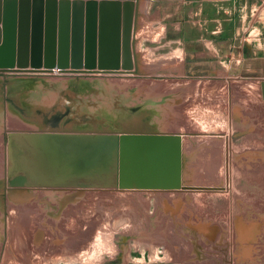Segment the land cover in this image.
<instances>
[{"label": "rangeland", "instance_id": "1", "mask_svg": "<svg viewBox=\"0 0 264 264\" xmlns=\"http://www.w3.org/2000/svg\"><path fill=\"white\" fill-rule=\"evenodd\" d=\"M146 1L131 73L0 75V264H264V102L196 81L181 0ZM29 87L67 95L34 104ZM122 132L182 135L187 157L224 139L186 170L210 189L118 190L106 149Z\"/></svg>", "mask_w": 264, "mask_h": 264}, {"label": "water", "instance_id": "2", "mask_svg": "<svg viewBox=\"0 0 264 264\" xmlns=\"http://www.w3.org/2000/svg\"><path fill=\"white\" fill-rule=\"evenodd\" d=\"M138 2L0 0V75L15 71L131 73V40ZM115 135V139L107 141L106 151L116 150L118 190L210 189L187 185L186 170L190 172V162L196 157L205 164L206 158H211V144L221 147L224 139L219 141L220 145L204 140L187 157L183 136L179 134Z\"/></svg>", "mask_w": 264, "mask_h": 264}, {"label": "crops", "instance_id": "3", "mask_svg": "<svg viewBox=\"0 0 264 264\" xmlns=\"http://www.w3.org/2000/svg\"><path fill=\"white\" fill-rule=\"evenodd\" d=\"M180 2L186 10L187 29L191 31L189 38L192 37L189 39L187 33L185 44L181 49L186 55L187 72L192 71L191 76L205 86L207 83L212 87L217 86L219 97L225 94V101L229 94L233 95L235 100L238 98V102L250 99L263 103L264 0H181ZM178 25L183 26L180 22ZM199 65L207 69L199 71ZM208 78L213 80H207ZM27 91L34 99V104L47 100L53 105L60 103L67 95V87L61 89L29 87ZM46 132L72 134L59 130ZM57 170L58 168L55 167L54 171ZM57 184V187L48 189L62 192L65 189L64 185L59 181L55 183ZM43 248L42 252H47L45 246ZM51 252L59 254L61 248L53 247Z\"/></svg>", "mask_w": 264, "mask_h": 264}, {"label": "bare ground", "instance_id": "4", "mask_svg": "<svg viewBox=\"0 0 264 264\" xmlns=\"http://www.w3.org/2000/svg\"><path fill=\"white\" fill-rule=\"evenodd\" d=\"M138 5H139L140 8H144L147 5V1L146 0H139V4Z\"/></svg>", "mask_w": 264, "mask_h": 264}]
</instances>
